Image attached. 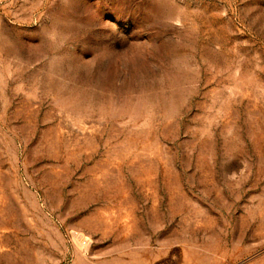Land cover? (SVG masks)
Segmentation results:
<instances>
[{
	"label": "rangeland",
	"instance_id": "1",
	"mask_svg": "<svg viewBox=\"0 0 264 264\" xmlns=\"http://www.w3.org/2000/svg\"><path fill=\"white\" fill-rule=\"evenodd\" d=\"M0 264H264V0H0Z\"/></svg>",
	"mask_w": 264,
	"mask_h": 264
},
{
	"label": "built area",
	"instance_id": "2",
	"mask_svg": "<svg viewBox=\"0 0 264 264\" xmlns=\"http://www.w3.org/2000/svg\"><path fill=\"white\" fill-rule=\"evenodd\" d=\"M83 245H84L85 247H89L90 242L88 241V239H84V240H83Z\"/></svg>",
	"mask_w": 264,
	"mask_h": 264
}]
</instances>
